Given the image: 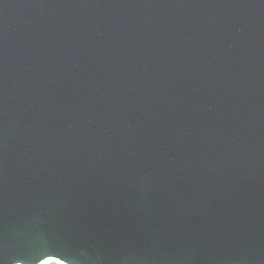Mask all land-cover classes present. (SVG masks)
Wrapping results in <instances>:
<instances>
[{
  "label": "water",
  "instance_id": "95a60500",
  "mask_svg": "<svg viewBox=\"0 0 264 264\" xmlns=\"http://www.w3.org/2000/svg\"><path fill=\"white\" fill-rule=\"evenodd\" d=\"M264 264V0H0V264Z\"/></svg>",
  "mask_w": 264,
  "mask_h": 264
},
{
  "label": "rangeland",
  "instance_id": "374dc122",
  "mask_svg": "<svg viewBox=\"0 0 264 264\" xmlns=\"http://www.w3.org/2000/svg\"><path fill=\"white\" fill-rule=\"evenodd\" d=\"M48 264H55V263H48Z\"/></svg>",
  "mask_w": 264,
  "mask_h": 264
}]
</instances>
